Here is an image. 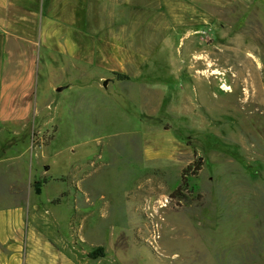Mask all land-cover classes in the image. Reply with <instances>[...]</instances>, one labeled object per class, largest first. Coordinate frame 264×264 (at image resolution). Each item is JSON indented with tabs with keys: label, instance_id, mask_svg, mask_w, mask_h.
<instances>
[{
	"label": "rangeland",
	"instance_id": "rangeland-1",
	"mask_svg": "<svg viewBox=\"0 0 264 264\" xmlns=\"http://www.w3.org/2000/svg\"><path fill=\"white\" fill-rule=\"evenodd\" d=\"M48 2L32 9L49 14ZM138 4L137 39L119 42L145 55L116 56L115 71L38 49L30 115L0 123L2 226L33 227L73 264H264V0ZM99 11L116 32V9ZM150 130L188 153L147 160Z\"/></svg>",
	"mask_w": 264,
	"mask_h": 264
},
{
	"label": "crops",
	"instance_id": "crops-1",
	"mask_svg": "<svg viewBox=\"0 0 264 264\" xmlns=\"http://www.w3.org/2000/svg\"><path fill=\"white\" fill-rule=\"evenodd\" d=\"M43 1L40 0L39 7H42ZM88 1L49 0V14H43L32 9L34 0H0L1 124L16 123L30 115L35 104L33 97L40 65L37 56L39 48L48 50L55 60L59 59L62 63L66 56L109 72L116 70V56L145 55V52H136L128 44L119 42L137 39L136 32L140 28L135 29L133 11L139 9L138 3L142 0H111L109 4L103 0L92 6ZM105 6L116 9V32L112 30L107 33L105 30L104 14L99 11ZM147 7L151 5L147 4ZM148 14L154 16L152 11ZM148 17L145 14L142 16L146 28ZM4 129L13 133L9 128ZM187 153L188 147L169 132L150 130L144 134L143 154L147 160L175 158ZM53 227L50 230H56L61 235L65 247L66 237L56 226ZM12 232L8 226L3 228L0 217V246L11 249L5 256H2L3 252L0 254V264H73L68 262L62 250L55 251L52 244L38 239L33 227L23 229L16 226ZM43 246L44 250H37ZM10 255L13 256L11 262ZM69 256H73L70 250Z\"/></svg>",
	"mask_w": 264,
	"mask_h": 264
},
{
	"label": "trees",
	"instance_id": "trees-1",
	"mask_svg": "<svg viewBox=\"0 0 264 264\" xmlns=\"http://www.w3.org/2000/svg\"><path fill=\"white\" fill-rule=\"evenodd\" d=\"M196 155V151H194ZM202 162L200 159L194 160L191 164H189L183 171L182 175V181L180 187L173 193L174 196H181L185 197V195H182L181 191H186L188 193V190L190 189V178L193 176H196L202 169ZM47 183V181H44L43 184ZM192 190V189H191ZM60 202V199H57L55 203ZM104 255L103 248H98L96 251L89 254L90 258H97Z\"/></svg>",
	"mask_w": 264,
	"mask_h": 264
},
{
	"label": "bare ground",
	"instance_id": "bare-ground-1",
	"mask_svg": "<svg viewBox=\"0 0 264 264\" xmlns=\"http://www.w3.org/2000/svg\"><path fill=\"white\" fill-rule=\"evenodd\" d=\"M221 75H223V74L221 72L217 71V72L210 73L209 74V77L210 78H212V77L216 78L218 76V79H219V77ZM252 75L251 74L248 75L249 78L246 81L244 80L245 81V84H247L246 87H245V89H243L244 92H245L246 97L250 94V89L253 88L256 85V82H255V79L256 78L254 76H252ZM221 89L223 91L228 92V93L233 92L232 89H231V87H229L228 85H222L221 86Z\"/></svg>",
	"mask_w": 264,
	"mask_h": 264
},
{
	"label": "water",
	"instance_id": "water-1",
	"mask_svg": "<svg viewBox=\"0 0 264 264\" xmlns=\"http://www.w3.org/2000/svg\"><path fill=\"white\" fill-rule=\"evenodd\" d=\"M104 85H106V83H104ZM63 90V88H58L57 92H61Z\"/></svg>",
	"mask_w": 264,
	"mask_h": 264
}]
</instances>
